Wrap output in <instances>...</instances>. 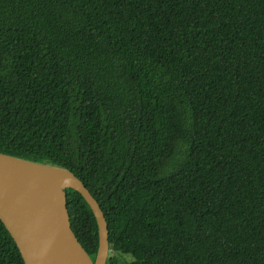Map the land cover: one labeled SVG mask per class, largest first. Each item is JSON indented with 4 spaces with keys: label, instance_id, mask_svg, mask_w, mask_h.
I'll return each instance as SVG.
<instances>
[{
    "label": "trees",
    "instance_id": "trees-1",
    "mask_svg": "<svg viewBox=\"0 0 264 264\" xmlns=\"http://www.w3.org/2000/svg\"><path fill=\"white\" fill-rule=\"evenodd\" d=\"M0 151L84 182L107 264H264V0H0Z\"/></svg>",
    "mask_w": 264,
    "mask_h": 264
},
{
    "label": "water",
    "instance_id": "water-1",
    "mask_svg": "<svg viewBox=\"0 0 264 264\" xmlns=\"http://www.w3.org/2000/svg\"><path fill=\"white\" fill-rule=\"evenodd\" d=\"M80 193L99 229L95 261L72 229L67 190ZM0 219L25 264H107L109 227L84 182L72 171L0 151Z\"/></svg>",
    "mask_w": 264,
    "mask_h": 264
},
{
    "label": "bare ground",
    "instance_id": "bare-ground-1",
    "mask_svg": "<svg viewBox=\"0 0 264 264\" xmlns=\"http://www.w3.org/2000/svg\"><path fill=\"white\" fill-rule=\"evenodd\" d=\"M110 235V234H109ZM109 259V258H108Z\"/></svg>",
    "mask_w": 264,
    "mask_h": 264
}]
</instances>
